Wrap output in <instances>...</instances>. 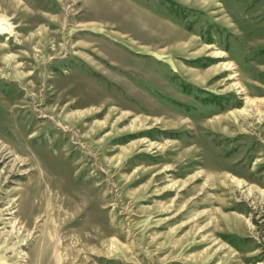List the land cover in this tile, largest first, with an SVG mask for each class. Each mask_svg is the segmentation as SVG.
<instances>
[{"label": "rangeland", "instance_id": "374dc122", "mask_svg": "<svg viewBox=\"0 0 264 264\" xmlns=\"http://www.w3.org/2000/svg\"><path fill=\"white\" fill-rule=\"evenodd\" d=\"M0 264H264V0H0Z\"/></svg>", "mask_w": 264, "mask_h": 264}, {"label": "bare ground", "instance_id": "6f19581e", "mask_svg": "<svg viewBox=\"0 0 264 264\" xmlns=\"http://www.w3.org/2000/svg\"><path fill=\"white\" fill-rule=\"evenodd\" d=\"M214 54L220 55V56L222 55V53H220V52H214ZM221 67L230 69L232 66H231L230 63H224V64L221 65ZM236 184L238 186H242L243 182H241L240 180H236Z\"/></svg>", "mask_w": 264, "mask_h": 264}]
</instances>
